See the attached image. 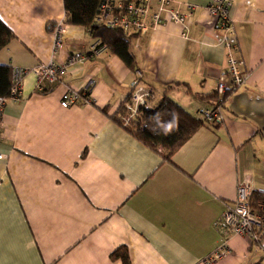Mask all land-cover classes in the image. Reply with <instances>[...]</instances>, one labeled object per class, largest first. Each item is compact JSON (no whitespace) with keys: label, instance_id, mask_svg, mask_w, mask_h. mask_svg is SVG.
<instances>
[{"label":"crops","instance_id":"obj_1","mask_svg":"<svg viewBox=\"0 0 264 264\" xmlns=\"http://www.w3.org/2000/svg\"><path fill=\"white\" fill-rule=\"evenodd\" d=\"M176 1L195 5L187 38L165 21L134 35L129 49L155 106L165 94L200 119V108L218 98L226 51L210 0ZM229 17L244 82L222 97L221 125H201L163 160L114 118L133 70L107 48L91 55L97 39L64 22L63 0H0V19L14 35L0 65L31 69L48 61L47 24L58 22L56 62L87 54L53 85L38 87L28 73L20 98L3 108L0 264H122L112 257L119 246L131 264H208L225 238L230 252L210 264L264 262V241L218 227L239 183L264 192V0H231ZM68 88L79 97L62 107Z\"/></svg>","mask_w":264,"mask_h":264},{"label":"built area","instance_id":"obj_2","mask_svg":"<svg viewBox=\"0 0 264 264\" xmlns=\"http://www.w3.org/2000/svg\"><path fill=\"white\" fill-rule=\"evenodd\" d=\"M180 4L176 0H103L98 6L94 20L99 25L120 28L127 35L138 36L165 21H171L180 27L181 36L187 38L195 5ZM230 5L231 0H210L206 7L209 14L215 17L216 27L221 33L219 42L226 51V60L221 68V74L222 77H228V82L222 77L217 81L218 98L199 110L200 119L212 126L221 125L225 119L222 105L224 94L227 91L236 90L244 82L242 71L244 62L235 55L236 39L229 17ZM51 32L53 33L52 56L48 61L37 64L31 69L11 68L10 94L0 97V128L3 108L8 100L20 98V86L25 75L33 73L37 77L38 87L43 82L53 85L59 82L62 75L68 73L70 67L79 65L86 59L87 54L75 52L67 58L66 62H56L53 52L63 45L61 22L56 23ZM104 49L106 46L100 45L99 40H95L90 47V54H98ZM85 92L87 93L88 89ZM78 97L75 90L68 88L61 95L60 105L62 107L74 105ZM154 100V91L143 82L141 69L135 68L130 81V92L121 101L114 118L126 130L146 127L148 121L144 111L155 107ZM85 101L88 102L87 99ZM158 150L161 148L159 147ZM3 158L4 155L0 152V160ZM253 192V187L248 182L237 185L234 203L226 206L218 221L221 233L244 236L251 242L264 237V215L253 212L250 206V196ZM229 248L226 238L221 239L216 249L205 259L206 263H213L226 256L230 252Z\"/></svg>","mask_w":264,"mask_h":264},{"label":"trees","instance_id":"obj_3","mask_svg":"<svg viewBox=\"0 0 264 264\" xmlns=\"http://www.w3.org/2000/svg\"><path fill=\"white\" fill-rule=\"evenodd\" d=\"M102 1L63 0L64 22L86 28L92 38L99 40L100 45H105L112 54L119 56L129 68L134 70L137 67L135 66L133 54L129 49L130 39L134 35H127L120 28L99 25L94 20L98 6ZM53 26V24H47V30L51 31ZM13 37L12 31L0 19V50ZM11 78V67L0 65V97L10 94L12 87ZM228 93L229 91L224 94V97ZM144 113L148 125L128 131L144 145L160 153L163 160H169L171 154L201 125L205 124L201 119L183 110L165 94L159 98L155 107L146 109ZM159 147L162 148L161 152L158 151ZM250 206L253 212L264 215V192L254 191L250 196ZM261 241H264V237H259L255 242L259 244ZM112 257L120 259L122 264H131L128 250L125 246L116 248L112 253ZM254 264H264V262L259 261Z\"/></svg>","mask_w":264,"mask_h":264},{"label":"rangeland","instance_id":"obj_4","mask_svg":"<svg viewBox=\"0 0 264 264\" xmlns=\"http://www.w3.org/2000/svg\"><path fill=\"white\" fill-rule=\"evenodd\" d=\"M255 247V246H254Z\"/></svg>","mask_w":264,"mask_h":264}]
</instances>
